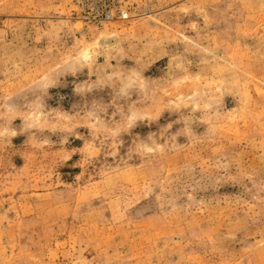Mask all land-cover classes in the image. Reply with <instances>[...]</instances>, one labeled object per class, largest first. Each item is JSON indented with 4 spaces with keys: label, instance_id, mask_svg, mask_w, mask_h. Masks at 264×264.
Instances as JSON below:
<instances>
[{
    "label": "rangeland",
    "instance_id": "rangeland-1",
    "mask_svg": "<svg viewBox=\"0 0 264 264\" xmlns=\"http://www.w3.org/2000/svg\"><path fill=\"white\" fill-rule=\"evenodd\" d=\"M74 4L0 0V264H264V0Z\"/></svg>",
    "mask_w": 264,
    "mask_h": 264
},
{
    "label": "built area",
    "instance_id": "built-area-1",
    "mask_svg": "<svg viewBox=\"0 0 264 264\" xmlns=\"http://www.w3.org/2000/svg\"><path fill=\"white\" fill-rule=\"evenodd\" d=\"M130 7V0H75L72 17L90 25L127 21Z\"/></svg>",
    "mask_w": 264,
    "mask_h": 264
},
{
    "label": "bare ground",
    "instance_id": "bare-ground-1",
    "mask_svg": "<svg viewBox=\"0 0 264 264\" xmlns=\"http://www.w3.org/2000/svg\"><path fill=\"white\" fill-rule=\"evenodd\" d=\"M107 40H109L108 42H110L111 45H112V43H113L114 45L117 44V37H116V36H111V38H108Z\"/></svg>",
    "mask_w": 264,
    "mask_h": 264
}]
</instances>
